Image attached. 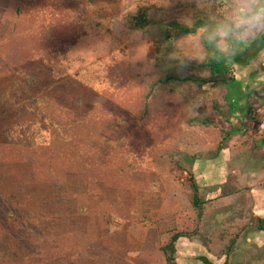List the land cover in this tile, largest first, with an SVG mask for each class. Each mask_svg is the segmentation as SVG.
Masks as SVG:
<instances>
[{
  "label": "rangeland",
  "instance_id": "rangeland-1",
  "mask_svg": "<svg viewBox=\"0 0 264 264\" xmlns=\"http://www.w3.org/2000/svg\"><path fill=\"white\" fill-rule=\"evenodd\" d=\"M220 3L0 0V264H264V50L187 81Z\"/></svg>",
  "mask_w": 264,
  "mask_h": 264
},
{
  "label": "clouds",
  "instance_id": "clouds-1",
  "mask_svg": "<svg viewBox=\"0 0 264 264\" xmlns=\"http://www.w3.org/2000/svg\"><path fill=\"white\" fill-rule=\"evenodd\" d=\"M210 0H194L198 9L208 7ZM264 35V0H221L220 5L203 26L200 43L213 57L230 59L241 47ZM110 39L97 41L98 53L108 50ZM169 66L183 69L192 60L201 57L185 54L179 48L168 53Z\"/></svg>",
  "mask_w": 264,
  "mask_h": 264
},
{
  "label": "trees",
  "instance_id": "trees-1",
  "mask_svg": "<svg viewBox=\"0 0 264 264\" xmlns=\"http://www.w3.org/2000/svg\"><path fill=\"white\" fill-rule=\"evenodd\" d=\"M142 16L143 15H141L139 18H137V22H139V21L142 22V21L145 20V18H143ZM172 27H173V29L175 27L177 28V26H172ZM181 29H182V32H184V33L192 32V31H189L185 27H181ZM257 44L259 45L258 48H257V51H252V49L255 48V46ZM263 50H264V35L260 36L259 38H257L255 41H253L249 45L241 47L230 59H227V60L219 58V57H213L208 52V57H207V60L204 63L205 64L204 66H205V68H207L209 70L211 80L208 79L207 81L206 80H203V81L200 80L199 81V79H195V80L194 79H188L187 81H193L196 84L199 83V82L211 83V82H214V81H216L218 79H223L222 81H225V79H227V76L231 73V70H232V67L229 64L230 61L233 64L246 67V66L250 65V63L253 60H255ZM250 51H252L254 53L251 56L248 55L249 54L248 52H250ZM168 80L170 81L171 78H168ZM183 80H186V79L184 78ZM229 81L232 82V81H235V79L234 78H230ZM234 104H236V103H233V105ZM239 107H240V105L238 106V108L232 107L230 112H229V116H230V114L233 115V113L235 112L236 109L240 110ZM247 109H248L247 113L249 114V111H250L251 108H247ZM244 110H246V109H244ZM234 132L245 133V128L244 129L237 128V129L230 130L228 136H231ZM195 189L197 190L196 186H195ZM194 203H195L196 206H199L201 204L200 201L196 197H195ZM261 229L264 230V227H261ZM180 238H181V236L176 235L172 239V242L168 246H166L165 251L167 253L166 255H167V258H168V261H169L168 264H177L176 263V259L174 257V253L176 252L175 244ZM169 248L173 249V252L171 254L169 252ZM200 261H202L204 264H212L211 261L208 258H206V257H201Z\"/></svg>",
  "mask_w": 264,
  "mask_h": 264
}]
</instances>
